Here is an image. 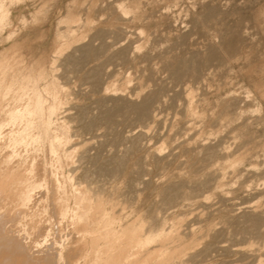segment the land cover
<instances>
[{
	"label": "rangeland",
	"instance_id": "obj_1",
	"mask_svg": "<svg viewBox=\"0 0 264 264\" xmlns=\"http://www.w3.org/2000/svg\"><path fill=\"white\" fill-rule=\"evenodd\" d=\"M3 75L146 264H264V0H0Z\"/></svg>",
	"mask_w": 264,
	"mask_h": 264
},
{
	"label": "bare ground",
	"instance_id": "obj_2",
	"mask_svg": "<svg viewBox=\"0 0 264 264\" xmlns=\"http://www.w3.org/2000/svg\"><path fill=\"white\" fill-rule=\"evenodd\" d=\"M234 43L229 38L225 48L231 50ZM4 80L5 75L0 77V264H146L154 259L156 252L146 246L142 229L131 224L116 232L115 217L105 211L102 198L87 194L65 175L64 163L72 156L63 148V136L43 140L35 129L42 102L30 94L20 98L13 80L2 90ZM143 103L136 109L145 111ZM107 170L114 173L117 167ZM65 224L73 234L63 242ZM154 237L162 248L175 238L162 232ZM169 260L166 256L156 264Z\"/></svg>",
	"mask_w": 264,
	"mask_h": 264
}]
</instances>
